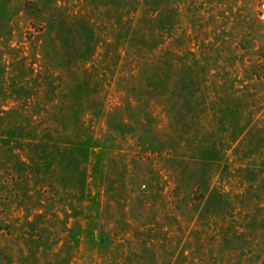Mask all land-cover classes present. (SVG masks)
Masks as SVG:
<instances>
[{
  "label": "trees",
  "instance_id": "trees-1",
  "mask_svg": "<svg viewBox=\"0 0 264 264\" xmlns=\"http://www.w3.org/2000/svg\"><path fill=\"white\" fill-rule=\"evenodd\" d=\"M89 1L94 5L98 0ZM100 1L96 4L99 8H113L116 12L109 19L113 22L104 24L114 26V34L105 39L100 35L97 22L87 13L64 14V7L59 2L66 0H0V39L11 33L12 18L24 11L34 20H41L44 24L41 35L45 38L55 33L59 39L56 44L52 41L56 54L63 52L68 61L76 60L77 69L72 73H86L75 78V85L59 102L54 87L55 74L50 82L40 81V75L32 79L27 73L6 78L9 66L0 56V96L16 103L10 108L0 107V189L8 190L0 198L14 202L16 210L26 208L27 212L22 222L20 217L11 220L0 217V230L5 231L6 236L15 235L23 240L27 252L20 264H28L31 259L35 264H71L69 248L82 230L76 220L68 227L70 218H76L77 214L72 200L82 203L86 199L90 173H99L102 156L107 150L110 158L114 152L119 156V167H112L111 174L107 175L106 188L110 194L118 193L117 198L126 202L129 199L124 198L127 191L132 196L139 185L148 187L147 217L136 222V239H127V242L132 245L133 240L137 247L157 255L158 234L173 235L171 225L180 223L185 211L196 213L200 218L210 207L220 208L222 203L230 200L229 196L233 194L213 184L215 168L222 169L221 172L230 168L228 151L232 149L238 154L243 141L255 132L258 141H264V126L254 119L253 111L242 106L237 90L228 95H221V92L217 93L218 97L212 95L207 91L212 85L210 75L201 77V73L195 71L197 61L186 63L174 59L168 65L169 69L164 66L160 48L165 42L167 21L170 22L167 15L175 13V9H164L162 0ZM100 43L104 47L101 54L98 52L102 49ZM42 54L43 60L50 55L47 51ZM99 55L102 62L107 58L116 59L115 64L120 69L121 62L128 63L130 59L134 68L131 73H136L134 77L141 73L144 78L142 91H136L135 87V91L124 89L129 99L124 107L115 108L116 114L106 112L103 104L95 108L86 106L97 99L101 101L96 96L99 92L91 91L92 85L98 83L93 80L98 77L94 73ZM25 60L23 57L20 62L23 64ZM21 67L28 74L35 72L34 67L26 64ZM45 69L51 67L48 65ZM252 74L264 82L261 73ZM44 97L50 104L37 105L36 101ZM217 100L224 103L218 104ZM87 114L107 116L109 135L114 138L116 133L123 137L131 135L138 147L151 153L152 162H148V157L143 154L126 159L125 153H121L122 148L109 141L112 137L102 141L95 136L85 119ZM97 149H102V153H96ZM93 154L99 155L101 160L91 167ZM115 157L111 162L116 163ZM144 164L145 171L142 169ZM240 166L237 172L264 173V159L259 171L252 170L249 164ZM140 170L145 175L137 178ZM117 172L121 180L115 183ZM135 180L141 181L130 185V181ZM164 188L169 189L167 195L162 193ZM62 200L66 202L63 218L60 217L63 209L55 207ZM134 205L135 202L128 210L130 213L134 211ZM56 221L62 223V230L69 234V239H65L59 250L55 248L59 234L52 229ZM126 224L130 225L128 221ZM150 231L153 234L148 241L144 237L138 238V234ZM91 233H94L93 228ZM95 239L102 245L108 242L109 234L100 230ZM49 256L53 261L48 260ZM9 258L6 253L3 255V260L8 262ZM41 259L44 261L40 262Z\"/></svg>",
  "mask_w": 264,
  "mask_h": 264
},
{
  "label": "rangeland",
  "instance_id": "rangeland-1",
  "mask_svg": "<svg viewBox=\"0 0 264 264\" xmlns=\"http://www.w3.org/2000/svg\"><path fill=\"white\" fill-rule=\"evenodd\" d=\"M100 2L95 1L92 5L89 0H66L65 3L59 2V5H63L64 14L81 11L87 13L97 22L100 35L105 39L114 34V26L104 24L113 22L109 19L116 12L113 8H99L100 6L96 4ZM162 6L164 9H175V13L167 15L170 22L167 21L165 42L160 48V52L164 54V66L169 69L168 65L174 59L186 63L197 61L195 71L201 73V77L204 74L210 75L212 85L208 92L218 97V92H221V95H228L237 90V95L241 99L239 102L243 107L253 111L254 119L264 126V82L252 74L261 73L264 76V0H162ZM12 26L11 33L0 39V56L9 66L5 77H18L22 76V73H27L32 79L40 75L39 80L42 82L45 80L50 82L56 78L55 93L59 94L61 102L64 93L75 85V78L79 74L85 76L86 73H72L77 69L76 60L68 61L61 49L62 53L54 52L52 41L56 44L59 39L55 33L54 36L46 38L41 35L44 30L41 20H34L24 11H20L12 18ZM101 47L102 49H98L100 54L104 52V47ZM45 51L50 55L48 59L43 60L42 53ZM190 51L194 55L190 54ZM174 54L176 55L173 56ZM23 57L26 60L22 64L20 59ZM96 60L97 69L94 74L98 77L93 81L98 83L92 85L91 91L95 94L99 92L96 96L101 101L97 99L86 106L95 108L96 105L103 104L106 112L116 114L115 108L124 107L129 99L127 92H123L124 89L142 91L144 78L141 73H138V77H134L136 73H131L134 68L130 59L128 63L121 62L123 64L121 69L116 66L114 58H107L102 62L99 55L96 56ZM24 64L27 67H34L35 72L28 74L27 71H23L21 66ZM48 65L51 69H45ZM33 85L36 86V83ZM45 98L37 100L36 104H50ZM227 102L226 99L225 103ZM217 103L224 102L219 103L217 100ZM14 105L15 102L0 96V107L10 108ZM99 117L85 115L95 136L104 141L112 136L108 133L110 128L106 121L107 116ZM114 136L115 138L112 137L109 141L122 148L121 153H125L126 159L143 154L145 158L148 157V162H152L151 153L149 151L146 153L144 149L138 147L131 135L126 134V137H123L122 134L116 133ZM258 138V133H252L247 141H243L238 154L233 153L232 149L228 151L230 167L228 171L221 172L222 169L215 168L213 184L230 194L243 196L230 195V200L222 203L220 208L210 207V210L200 218H197L196 213L185 211L184 215H181L180 223L172 221L173 235L158 234V245L155 248L157 255L145 248L137 247L133 240L132 245L127 242V239L131 240L137 236L136 222L147 217L146 208L150 202L148 187L139 185L132 196L131 192L126 190L128 196L119 195L128 197L126 202L117 198L118 193L110 194L106 188L107 175L111 174L110 170L119 167L117 164L119 156L118 152H114L116 163L111 162L113 156L110 158L107 150L105 156H102L99 173L97 175L95 172L90 173L86 199L82 203L72 200L77 214L76 218H70L68 227L73 226L76 220L75 223H78L82 230L75 244L71 243L69 248L71 264H264V173L259 171L264 159V141H258ZM100 151L102 153V149H97L96 153ZM99 158V155L93 154L91 167L101 160ZM242 163L249 164L252 170L256 169L259 173L237 172ZM114 166L116 168L112 169ZM145 166L146 164L142 168L144 171ZM143 170L138 171L137 178L145 175ZM114 176L115 183H118L121 180L120 175L117 172ZM153 178H150L152 183L155 180ZM140 181H130V185H137ZM7 193L8 190L0 189V197L1 194ZM162 193L167 195L169 189L164 188ZM134 202L136 204L133 206L134 211L130 213L128 210ZM63 204H66L64 200L55 206L58 210L63 209L60 212L61 218L64 217L66 210ZM14 205V202L0 198V217L9 220L20 217L22 222L27 215L26 208L16 210ZM28 208L31 209V213H35L33 208ZM68 209L71 215V207L68 206ZM157 216L160 217L161 214L157 213ZM126 221L130 225H127ZM62 225L56 221L52 228L59 234L56 237L58 239L56 250L62 247L65 239H69L67 238L69 234L62 230ZM92 228L94 233H91ZM100 230L109 234L108 242H103L102 245L95 239ZM151 234H153L151 231L144 232L138 234V238L144 237L148 241ZM22 243L21 238H16L15 235L6 236V232L0 230V264H20L27 252ZM63 252L68 253L64 249ZM5 253L10 257L8 262L3 260ZM153 256L157 258L154 259ZM49 259L53 261V257L49 256ZM28 264L35 262L31 259Z\"/></svg>",
  "mask_w": 264,
  "mask_h": 264
}]
</instances>
